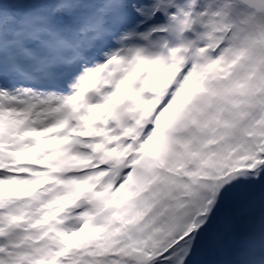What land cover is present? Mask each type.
Segmentation results:
<instances>
[{
	"label": "snow or ice",
	"instance_id": "obj_1",
	"mask_svg": "<svg viewBox=\"0 0 264 264\" xmlns=\"http://www.w3.org/2000/svg\"><path fill=\"white\" fill-rule=\"evenodd\" d=\"M0 264H264V0H0Z\"/></svg>",
	"mask_w": 264,
	"mask_h": 264
},
{
	"label": "rangeland",
	"instance_id": "obj_2",
	"mask_svg": "<svg viewBox=\"0 0 264 264\" xmlns=\"http://www.w3.org/2000/svg\"><path fill=\"white\" fill-rule=\"evenodd\" d=\"M45 143L48 144V143H55V142L54 141H47ZM30 151H34V150H30Z\"/></svg>",
	"mask_w": 264,
	"mask_h": 264
}]
</instances>
